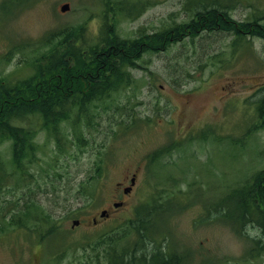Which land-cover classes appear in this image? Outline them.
<instances>
[{"label":"rangeland","instance_id":"rangeland-1","mask_svg":"<svg viewBox=\"0 0 264 264\" xmlns=\"http://www.w3.org/2000/svg\"><path fill=\"white\" fill-rule=\"evenodd\" d=\"M111 1L132 12L139 6L131 2H142ZM193 1L154 0L128 16L124 8L109 13L104 0H35L20 8L0 0V76L30 74L23 61L27 45L50 31L84 25L96 39L108 15L117 34L129 38L188 19ZM255 9L264 14V0H231L227 11L231 20L248 23ZM257 25L263 30L264 16L240 26L245 45L237 41L235 47L234 31L217 28L142 54L129 85L91 103L89 123H60L67 137L62 151L36 115L17 122L32 134L35 150L19 171L11 163L10 140L0 143V264H107L95 236L128 233L129 219L142 206L157 209L152 223L181 241L190 264H264V252L244 256L246 233L256 236L258 229L247 226L238 234L215 213L226 190L264 166V127L254 125L255 100L264 93V40L252 31ZM132 173L134 187L115 208L117 183ZM28 204L35 216L12 224L18 217L13 211ZM103 209L109 216L93 224ZM75 218L81 223L71 227ZM94 253L93 263L88 255Z\"/></svg>","mask_w":264,"mask_h":264},{"label":"trees","instance_id":"trees-1","mask_svg":"<svg viewBox=\"0 0 264 264\" xmlns=\"http://www.w3.org/2000/svg\"><path fill=\"white\" fill-rule=\"evenodd\" d=\"M9 1V5L20 8L35 0ZM141 1L131 2L139 6L136 14L142 11L145 3H154V0ZM104 2L105 10L108 9L109 13L115 8H121V11L125 9L128 16L135 13L129 6H118V3L111 5V0ZM230 5L231 0H195L188 5V19L171 26L163 25L152 33L139 30L137 35L129 38L117 34L114 17L107 18V15L96 39L88 37V33L85 34L84 25H78L50 31L39 40L30 42L27 45V57L24 56L23 61L25 68L30 67L28 69L32 70L31 73L15 80L6 75L0 76V143L10 140L11 163L21 171L24 159L35 150L32 134L17 125L24 116L36 115L47 136L53 138L56 148L62 151L64 144L61 138L67 137L62 128H59L60 123L64 120L72 121L73 128L82 118H86L89 123L92 117V113L89 114L91 103L95 104L129 85L134 77L131 70L136 67V59L142 54L168 49L185 37L198 36L201 32H212L217 28L234 31L235 47L237 41L245 45L240 34L245 29L240 26L247 28L263 18L264 14L258 16L259 9H255L250 14L251 20L248 23H238L228 15L227 8ZM252 31L264 40V28L261 30L257 25ZM17 49L23 51L22 45L17 46ZM173 82L177 83V80ZM255 110L254 125L264 127V93L255 100ZM136 124L137 122L133 126ZM169 149L168 146L160 148L151 156L158 157ZM3 165L0 160L1 171L4 169ZM224 194L217 202L215 213L221 214L223 222L228 223L238 234L244 233L247 226L256 227V236L246 233L249 243L244 256L256 257L262 254L264 166L256 169ZM151 209L152 206L135 209L134 217L128 222L131 234L128 230V233H119L117 238L108 233L106 236H95L98 237L97 248L103 247L108 256L107 264H190L188 253L180 244L181 241L172 240L169 232L152 223V215L157 209ZM35 213L33 205L28 204L26 209L13 211L11 217L15 214L18 217L11 218V223L28 224ZM141 249L146 252L139 251ZM96 253L93 256L88 255L92 262L95 261Z\"/></svg>","mask_w":264,"mask_h":264},{"label":"flooded vegetation","instance_id":"flooded-vegetation-1","mask_svg":"<svg viewBox=\"0 0 264 264\" xmlns=\"http://www.w3.org/2000/svg\"><path fill=\"white\" fill-rule=\"evenodd\" d=\"M135 173H132V175L127 179V182H118V186H117V195L119 198V203H121V196H124L125 194L131 192V190L133 189L134 187V182H135ZM80 224V222H79Z\"/></svg>","mask_w":264,"mask_h":264},{"label":"water","instance_id":"water-1","mask_svg":"<svg viewBox=\"0 0 264 264\" xmlns=\"http://www.w3.org/2000/svg\"><path fill=\"white\" fill-rule=\"evenodd\" d=\"M68 4H63L61 7H60V9H61V11H65V10H67L68 9ZM105 214V210H102L101 211V213H100V215H104ZM78 221L77 220H74L73 221V224H75V223H77Z\"/></svg>","mask_w":264,"mask_h":264}]
</instances>
